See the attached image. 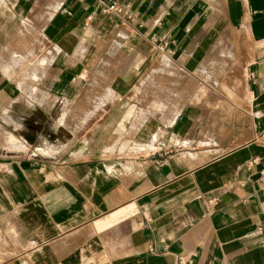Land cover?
Listing matches in <instances>:
<instances>
[{
    "label": "crops",
    "instance_id": "obj_1",
    "mask_svg": "<svg viewBox=\"0 0 264 264\" xmlns=\"http://www.w3.org/2000/svg\"><path fill=\"white\" fill-rule=\"evenodd\" d=\"M94 93L165 111L0 138V264H264V0H0L2 137Z\"/></svg>",
    "mask_w": 264,
    "mask_h": 264
},
{
    "label": "rangeland",
    "instance_id": "obj_2",
    "mask_svg": "<svg viewBox=\"0 0 264 264\" xmlns=\"http://www.w3.org/2000/svg\"><path fill=\"white\" fill-rule=\"evenodd\" d=\"M161 58H163V56L158 57L153 63H151V67L166 68L165 65L167 63L161 61ZM140 96L147 97L148 94H130L125 103H121L118 107L116 103L118 98L116 95L108 93L106 95L104 94L103 98H101L100 93H94L93 107L92 109H87L86 112L84 109H77L76 112L74 110L70 112L69 109H50L46 110V113H43L42 111H34L30 114L33 117L32 121L34 124L28 126V134L35 143V149L34 147L29 148L27 144L26 146H12L11 139L13 138V140H16V138H18L17 135L21 133V126L19 125L14 126V130L4 134L3 137L0 135V138H4V141L6 142L5 146L8 148H23L26 152L31 153V151H33L37 155L53 156L60 152L69 151V147L70 151H84V148L86 147L87 150L93 149L94 152L97 153L102 147V144H106V141L101 142L98 140L100 139V121L102 118H123L132 116L156 118L164 114L165 109L159 107V105H164L162 102L152 104L151 108H141L138 100V97ZM102 99L104 101L103 106H101ZM61 115L65 117L64 123L61 125L55 124L54 122H56ZM43 116H48L52 119H47L45 124H40V120ZM117 127V125L114 126V132H117ZM56 139H60V143L55 141ZM108 143L109 147H113L117 142L116 140H110ZM26 147L29 148V150L25 149Z\"/></svg>",
    "mask_w": 264,
    "mask_h": 264
},
{
    "label": "built area",
    "instance_id": "obj_3",
    "mask_svg": "<svg viewBox=\"0 0 264 264\" xmlns=\"http://www.w3.org/2000/svg\"><path fill=\"white\" fill-rule=\"evenodd\" d=\"M108 9L113 13H119L121 11L118 6H110Z\"/></svg>",
    "mask_w": 264,
    "mask_h": 264
}]
</instances>
